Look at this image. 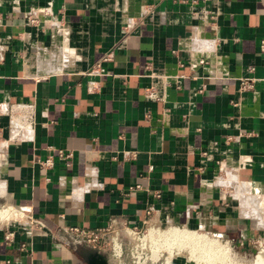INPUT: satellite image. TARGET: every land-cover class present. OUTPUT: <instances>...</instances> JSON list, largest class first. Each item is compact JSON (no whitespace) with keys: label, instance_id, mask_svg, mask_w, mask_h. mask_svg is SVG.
Returning a JSON list of instances; mask_svg holds the SVG:
<instances>
[{"label":"crops","instance_id":"obj_1","mask_svg":"<svg viewBox=\"0 0 264 264\" xmlns=\"http://www.w3.org/2000/svg\"><path fill=\"white\" fill-rule=\"evenodd\" d=\"M261 39L264 0H0V264H88L69 228L112 220L204 232L249 261Z\"/></svg>","mask_w":264,"mask_h":264},{"label":"built area","instance_id":"obj_2","mask_svg":"<svg viewBox=\"0 0 264 264\" xmlns=\"http://www.w3.org/2000/svg\"><path fill=\"white\" fill-rule=\"evenodd\" d=\"M260 52L264 55V39L259 43ZM108 59L105 56L103 60ZM251 81L249 78H242L240 81V88L242 90L249 89L251 87ZM59 155L64 158H70L71 153L64 151H58ZM41 165L44 168H48L52 165L50 158L41 161ZM12 218L25 222L32 227L42 228L44 223L30 213L23 210H14L12 212ZM148 221L145 220L141 226H131L125 221L112 220L104 227L97 229H86L77 226L69 228V231L78 237H80L84 243L96 249L97 251H105L110 254L115 264H138L141 260V253L146 248V241L143 242L144 233H142L143 227H148ZM14 232L8 231L4 235V241L9 243L13 239ZM142 235V237H140ZM149 247V246H148ZM127 255V260H126ZM145 263L144 261H142Z\"/></svg>","mask_w":264,"mask_h":264},{"label":"rangeland","instance_id":"obj_3","mask_svg":"<svg viewBox=\"0 0 264 264\" xmlns=\"http://www.w3.org/2000/svg\"><path fill=\"white\" fill-rule=\"evenodd\" d=\"M166 228L167 227H159L153 224L149 225L148 227H143L142 233H146V248L142 251L143 253L140 254V262L144 261V264H211V262L213 261V264H223L219 261V257H223L228 254V261L226 260V262L230 261L233 264H250L253 258L257 255L258 250L262 244L261 242L264 241V237H262L258 242L255 243L249 256L250 260L244 262L241 259L244 257L238 249L230 248L228 244L222 241H218L217 239L216 247L212 245L206 250L201 248L204 253L206 252L204 254L202 251H200V246L199 250L197 249V244H194L196 247H193L194 245L188 244V242H174L169 237L161 236L159 234V232L161 233V231H156L153 233V235L149 234L151 230H164ZM140 237H142V235H140ZM226 247L228 248V250L225 252L224 250ZM212 250L214 252L216 250V256H212Z\"/></svg>","mask_w":264,"mask_h":264},{"label":"bare ground","instance_id":"obj_4","mask_svg":"<svg viewBox=\"0 0 264 264\" xmlns=\"http://www.w3.org/2000/svg\"><path fill=\"white\" fill-rule=\"evenodd\" d=\"M155 226H159V225H155ZM156 231H161V233L159 232V234L161 236L169 237L174 242L183 241V242H188V244H193V245L197 244L198 245V247H197L198 250H199V246H200V249L202 248L204 250H206L207 248H209L212 245H214L215 247L217 246L216 239L208 236L204 232H200V231H197V230H192V229H189L187 227L171 226V227H168V228H166L164 230L163 229L162 230H151L149 232V234L153 235V233L156 232ZM145 241H146V233L144 235L143 242H145ZM148 241H149V239H148ZM261 243L262 244H261V246H260V248L258 250L257 255L253 258V260L251 261L250 264H264V241L261 242ZM195 245L193 247H196ZM149 246H150V244H149ZM202 249L200 251H202ZM227 250H228V248L226 247L224 251L226 252ZM215 252H216V250H215ZM215 252L214 251L212 252L213 253L212 256H216ZM206 257H207V254H206ZM227 258H228V254H226L223 257H219V261L222 262L223 264H228V263L229 264H233L230 261L226 262ZM138 264H144V263L143 262H139ZM211 264H213V261L211 262Z\"/></svg>","mask_w":264,"mask_h":264},{"label":"water","instance_id":"obj_5","mask_svg":"<svg viewBox=\"0 0 264 264\" xmlns=\"http://www.w3.org/2000/svg\"><path fill=\"white\" fill-rule=\"evenodd\" d=\"M82 255L88 264H109L107 256L93 248H88Z\"/></svg>","mask_w":264,"mask_h":264}]
</instances>
